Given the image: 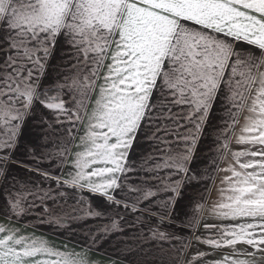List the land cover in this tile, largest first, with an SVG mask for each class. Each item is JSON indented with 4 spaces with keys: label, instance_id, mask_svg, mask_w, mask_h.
<instances>
[{
    "label": "snow or ice",
    "instance_id": "snow-or-ice-1",
    "mask_svg": "<svg viewBox=\"0 0 264 264\" xmlns=\"http://www.w3.org/2000/svg\"><path fill=\"white\" fill-rule=\"evenodd\" d=\"M126 230L132 264H264V0H0V264Z\"/></svg>",
    "mask_w": 264,
    "mask_h": 264
},
{
    "label": "crops",
    "instance_id": "crops-1",
    "mask_svg": "<svg viewBox=\"0 0 264 264\" xmlns=\"http://www.w3.org/2000/svg\"><path fill=\"white\" fill-rule=\"evenodd\" d=\"M207 144L205 141L204 145L201 147V154L207 152ZM212 186V181H206L204 184L197 185L195 188H189L188 192L192 195L199 196L201 192L207 187ZM208 193H204L205 200L208 199ZM212 223L214 221H208ZM102 223V221L98 220H88L86 222H82L80 225L75 226L77 231L80 232L82 229L86 230L87 226ZM18 227H21L26 233H35L37 236H44L51 243H54L57 246H62L67 244L68 248L74 249L77 252L81 251V243L83 241V237H77L76 240H67L64 235L60 233H54L51 229L47 227H39L32 228L25 226L23 223L18 224ZM202 234V233H201ZM130 235V233L126 230L124 233L113 232L110 235H107L100 241L98 248H93L90 252V260L94 262V264H132V261L136 260L137 257L134 254H129L127 252V247L124 242V238ZM184 235H191L190 232H185ZM79 241V242H78ZM197 247L200 250H204L205 247L200 245H193V248L189 251L188 255L191 257L195 254Z\"/></svg>",
    "mask_w": 264,
    "mask_h": 264
},
{
    "label": "rangeland",
    "instance_id": "rangeland-1",
    "mask_svg": "<svg viewBox=\"0 0 264 264\" xmlns=\"http://www.w3.org/2000/svg\"><path fill=\"white\" fill-rule=\"evenodd\" d=\"M216 183L218 184L219 181L217 180ZM216 192L213 191L210 195H208V199H207V202L210 204L212 200H214L216 198ZM212 221V220H210ZM204 250H207L206 248ZM203 251V250H202Z\"/></svg>",
    "mask_w": 264,
    "mask_h": 264
}]
</instances>
